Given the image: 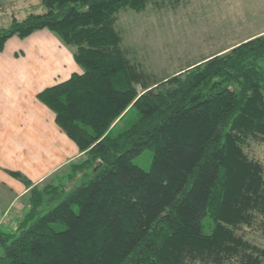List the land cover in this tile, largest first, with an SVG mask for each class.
I'll return each instance as SVG.
<instances>
[{
  "label": "trees",
  "instance_id": "obj_1",
  "mask_svg": "<svg viewBox=\"0 0 264 264\" xmlns=\"http://www.w3.org/2000/svg\"><path fill=\"white\" fill-rule=\"evenodd\" d=\"M148 1L40 0L0 27V49L48 29L82 69L37 94L81 155L59 181L10 172L28 206L0 229V264H264L239 233L264 234V164L244 151L264 140V32L157 78L114 28ZM146 148L147 170L131 161Z\"/></svg>",
  "mask_w": 264,
  "mask_h": 264
},
{
  "label": "crops",
  "instance_id": "obj_2",
  "mask_svg": "<svg viewBox=\"0 0 264 264\" xmlns=\"http://www.w3.org/2000/svg\"><path fill=\"white\" fill-rule=\"evenodd\" d=\"M35 8V13L42 12L40 0H0V15L9 14L10 19L21 20ZM263 32L264 28L252 36ZM50 51L62 67L65 60L73 62L75 69L65 78L49 64L46 53ZM72 72H82L72 48L46 28L4 41L0 49V212L14 205L19 215L24 208L28 187L10 172L21 173L32 184L59 181L66 176L69 162L81 155L56 124L54 112L37 98L43 89L66 80Z\"/></svg>",
  "mask_w": 264,
  "mask_h": 264
},
{
  "label": "rangeland",
  "instance_id": "obj_3",
  "mask_svg": "<svg viewBox=\"0 0 264 264\" xmlns=\"http://www.w3.org/2000/svg\"><path fill=\"white\" fill-rule=\"evenodd\" d=\"M30 12L35 13L36 8ZM10 18L9 14L0 15V27H7L13 19ZM114 28L122 37L121 47L128 59L143 71L163 78L204 57L224 52L264 28V0H149L140 11L129 7L119 10ZM46 58L55 69H60V78L75 69L69 60L62 67L52 51L46 53ZM244 151L264 164V140L250 139ZM151 158L152 152L146 148L131 161L147 170ZM22 203V214L14 212V205L0 212V229L16 227L28 206L26 199ZM239 233L264 247V234L259 230L243 226Z\"/></svg>",
  "mask_w": 264,
  "mask_h": 264
}]
</instances>
